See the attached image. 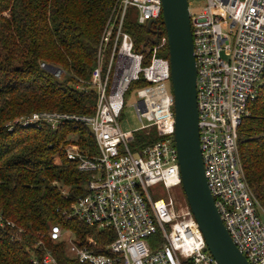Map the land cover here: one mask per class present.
I'll list each match as a JSON object with an SVG mask.
<instances>
[{"label":"built area","instance_id":"1","mask_svg":"<svg viewBox=\"0 0 264 264\" xmlns=\"http://www.w3.org/2000/svg\"><path fill=\"white\" fill-rule=\"evenodd\" d=\"M196 0H188L190 13ZM192 18L197 66V104L200 147L208 187L233 242L250 264H264V208L250 188L239 150V128L251 113L249 106L264 87V0H203ZM139 13V25L155 24L162 17L161 0H121L113 10L98 51V65L89 82L76 89L94 91L93 115L34 112L21 119L23 127L65 126L90 129L99 155L92 156L77 143L61 150L80 172L90 174L85 194L64 216L116 238L105 246L98 240H78L71 229L51 227L55 243L78 264H218L185 200L177 202L174 190L182 187L175 146L173 97L169 60L155 58L142 65L132 36L123 29L130 8ZM57 79L66 73L41 63ZM53 68V69H52ZM150 86L137 91L138 119L157 129L159 139L134 155V132L120 126L125 97L140 77ZM146 128V125L143 126ZM12 129V128H11ZM55 163L60 158L55 157ZM163 185L169 201L154 200L150 187ZM67 196V191L63 192ZM0 226H4L0 216ZM159 236V240L155 237ZM31 264H60L42 243Z\"/></svg>","mask_w":264,"mask_h":264},{"label":"trees","instance_id":"2","mask_svg":"<svg viewBox=\"0 0 264 264\" xmlns=\"http://www.w3.org/2000/svg\"><path fill=\"white\" fill-rule=\"evenodd\" d=\"M120 1L0 0V216L4 221L0 264H31L33 255L41 253L40 243L60 264H78L66 257L64 243L52 241L53 226L71 229L82 242L98 240L102 246L116 238L109 231V239L102 240L103 233L64 216L85 194L91 176L80 172L61 147L74 142L88 154L99 155L90 129L23 127L20 121L43 111L94 114L96 93L76 86L92 78L102 35ZM123 29L134 39L135 51L144 56V67L155 58L169 60L162 17L149 28L131 23L127 16ZM160 32L158 42L145 47L147 37L155 40ZM41 63L62 69L66 76L57 79ZM148 86L141 76L130 90ZM249 109L238 144L246 180L264 208V87Z\"/></svg>","mask_w":264,"mask_h":264},{"label":"water","instance_id":"3","mask_svg":"<svg viewBox=\"0 0 264 264\" xmlns=\"http://www.w3.org/2000/svg\"><path fill=\"white\" fill-rule=\"evenodd\" d=\"M162 23L169 47L171 89L175 118V146L182 188L209 251L218 264H250L233 242L208 187L200 147L197 104V66L188 0H161ZM155 21H151V28ZM162 32L154 40L157 43ZM53 69V68H52Z\"/></svg>","mask_w":264,"mask_h":264},{"label":"rangeland","instance_id":"4","mask_svg":"<svg viewBox=\"0 0 264 264\" xmlns=\"http://www.w3.org/2000/svg\"><path fill=\"white\" fill-rule=\"evenodd\" d=\"M203 4V0H196L194 2V5L192 6L191 10L192 18H194L198 13H200ZM127 16L131 23L138 24L140 13L136 8H130ZM166 87L168 92L172 94L171 81H168L166 83ZM138 101L139 98L137 96V90L131 89L125 97L124 109L122 112V117L120 119V126L123 131L134 132L135 141L130 143V147L134 155L140 153V151L151 142L157 141L159 139V135L155 127H149L147 126L149 124L147 121L141 122L138 119L137 111L134 107V104ZM144 125H146V128H143ZM73 137L76 138L77 136L74 135ZM149 192L154 200L163 199L167 202L170 199L168 191L162 184L156 187H150ZM174 198L178 203L185 200V195L182 187L174 190ZM155 240L160 241V237L156 236Z\"/></svg>","mask_w":264,"mask_h":264}]
</instances>
